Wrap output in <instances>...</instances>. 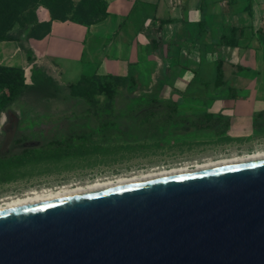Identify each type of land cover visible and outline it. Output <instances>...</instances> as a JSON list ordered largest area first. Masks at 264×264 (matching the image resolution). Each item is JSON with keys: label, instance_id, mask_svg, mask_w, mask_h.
Masks as SVG:
<instances>
[{"label": "water", "instance_id": "obj_1", "mask_svg": "<svg viewBox=\"0 0 264 264\" xmlns=\"http://www.w3.org/2000/svg\"><path fill=\"white\" fill-rule=\"evenodd\" d=\"M0 264H264V160L0 209Z\"/></svg>", "mask_w": 264, "mask_h": 264}, {"label": "crops", "instance_id": "obj_2", "mask_svg": "<svg viewBox=\"0 0 264 264\" xmlns=\"http://www.w3.org/2000/svg\"><path fill=\"white\" fill-rule=\"evenodd\" d=\"M102 1L107 14L99 22L52 21L47 36L30 39L35 64L56 73L63 88L92 75L162 82L182 97L186 122L207 121L211 129L196 134L227 144L264 141V0ZM37 17L50 22L43 8ZM231 29L235 47L220 41ZM0 66L29 68L13 42L0 43Z\"/></svg>", "mask_w": 264, "mask_h": 264}, {"label": "rangeland", "instance_id": "obj_3", "mask_svg": "<svg viewBox=\"0 0 264 264\" xmlns=\"http://www.w3.org/2000/svg\"><path fill=\"white\" fill-rule=\"evenodd\" d=\"M94 2L98 0H72L74 7ZM72 12L64 16L69 18ZM29 32L16 24L8 33H22L24 40ZM25 73L29 83V68ZM49 74L58 81L56 73ZM63 77L62 82L68 81ZM163 85L143 80L134 87L118 88L111 103L88 84L61 88L58 99L21 96L0 115V163L8 164L0 166V201L32 190L84 185L264 150V141L227 144L226 139L196 134L190 124L195 120L184 121V101L178 91ZM91 96L95 106L87 101ZM72 138L76 140L69 146Z\"/></svg>", "mask_w": 264, "mask_h": 264}, {"label": "trees", "instance_id": "obj_4", "mask_svg": "<svg viewBox=\"0 0 264 264\" xmlns=\"http://www.w3.org/2000/svg\"><path fill=\"white\" fill-rule=\"evenodd\" d=\"M43 8L50 15V22L41 23L37 17V11ZM84 8V9H81ZM70 11V17L66 15ZM106 4L102 0L98 3L94 2L90 6L74 7L72 0H0V43L13 42L20 51L26 55V60L30 72V82L26 81L25 70L20 67L0 66V115L6 113L19 100L21 96L30 95L41 99H58L60 96L59 82L50 76L44 67L35 64L36 58L34 52L28 45L30 39L41 40L50 33L52 21L72 22L82 26H90L99 22L106 16ZM93 18V21H89ZM19 25L30 32L25 39H21V34L13 36L8 32L15 26ZM35 30H40L34 33ZM237 30H229V33L224 32L221 35V43L229 47L237 45ZM216 80L215 88H220L224 85L223 72L221 63L216 64ZM83 84L96 86L98 92L104 95L109 103L115 97L116 89H127L136 85L135 81L127 77H115L109 75H92L91 77L83 76L76 84H70L64 88L77 89ZM87 101L92 105H96V100L93 96ZM207 120V119H206ZM184 121H187L186 119ZM194 123V122H193ZM191 123L194 131H203L211 129L206 125L199 116L195 123ZM76 138L69 140V146L73 144ZM0 166H8L6 163H0Z\"/></svg>", "mask_w": 264, "mask_h": 264}, {"label": "bare ground", "instance_id": "obj_5", "mask_svg": "<svg viewBox=\"0 0 264 264\" xmlns=\"http://www.w3.org/2000/svg\"><path fill=\"white\" fill-rule=\"evenodd\" d=\"M264 160V150H259L253 152L251 154H247L243 157H226V158H218L215 160H207L202 163H195L193 166H178L164 169H154L147 172L134 173L128 176H119L111 179H103L96 180L91 183H87L84 185H73V186H63L59 188H55L52 190H32L21 197L8 198L0 201V209L14 207L18 205L28 204L32 202L47 200L51 198L66 196L70 194L80 193L84 191L99 189L103 187L118 185L122 183L197 171L204 170L252 161Z\"/></svg>", "mask_w": 264, "mask_h": 264}]
</instances>
